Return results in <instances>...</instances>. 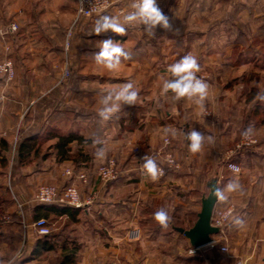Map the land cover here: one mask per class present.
<instances>
[{"label":"crops","instance_id":"crops-1","mask_svg":"<svg viewBox=\"0 0 264 264\" xmlns=\"http://www.w3.org/2000/svg\"><path fill=\"white\" fill-rule=\"evenodd\" d=\"M175 2V14L182 16L180 28L188 31L193 29L187 26L191 23L193 15L201 13L200 4L205 6L207 3L213 8L211 11L222 6L229 8L231 4V0ZM5 3L4 8L10 4ZM242 8L244 3L239 4L236 13L240 14L244 10ZM229 11L226 9L225 13ZM9 21L10 19L0 20V29L10 23ZM18 25L19 32L13 39H7L14 50L12 58L16 67L15 80L9 89H0V92L5 91L6 95L0 102V141L4 140L8 145V150L3 155L12 156L13 152L15 173H19L18 176L12 177L8 188L2 183V178H5L9 168L0 169V264H57L61 255L72 246L76 248L75 264H236L240 258L247 259V264H264V181L240 182L243 186L242 192L227 194L228 200L231 199L236 205L234 216L243 218L246 224L241 229L230 222L223 233L215 237V247L206 245L192 251L188 240L173 230L175 226H170V233L164 231L159 224L152 231L146 229L154 219L150 213L153 205L158 202L160 207L169 206V186L176 191L191 193L207 187L209 181L202 180L199 164L206 154H210V148L205 146L200 153L191 154L183 135L186 129H182L181 133L180 125L171 126L161 121L162 119L158 120L159 122L154 121L158 117L153 114L150 101L144 103L142 108H137V105H125L116 117L107 122L101 121L97 114L99 104L89 101L79 106L69 103L65 114L51 117L46 116V112L44 116L31 115L34 110L48 111V98L44 96L55 93V85H49L50 80L54 81L55 75L45 70L46 65L43 68L44 62L52 61L55 51L48 45L50 24L40 26L37 22L35 25ZM46 29L45 36L42 34L41 38L36 37L34 40L37 34L33 32H45ZM141 34H144L141 27H128L127 35L121 36L108 31L99 35L100 39L96 36L94 40L112 39L121 42L132 56L131 60L124 63L134 68L141 60L140 52H144L145 56L149 52L145 47L148 44L144 40L145 36ZM2 41L0 39V58L4 56ZM44 42L46 44L43 45ZM86 50L95 54L99 49L94 47ZM143 60L146 62V59ZM84 78L90 79L88 75H84ZM95 78L100 79V83H117V78L113 75L106 78L96 75ZM96 90V97H99L101 88ZM81 93L82 91L76 92L75 95L82 99V95L86 93ZM151 93V87L147 90L143 88L142 93L139 91V95L145 100L151 98ZM176 105L181 107L180 102ZM137 110L141 111L143 116L141 113H135ZM165 112L167 116L170 115L168 111ZM60 116L64 117L61 119ZM61 122L63 123L60 124ZM188 124V131L198 129L197 123L192 119ZM165 129H174L177 135H166ZM54 130L59 134L71 130L83 138L82 143L74 141L69 144V159L58 160L56 151L49 148L36 160L32 153L28 162L17 161L15 145L21 139L29 134H38L46 139L49 132ZM164 136L169 137L173 143L181 160V168L152 182L141 175L140 163H135L130 150L132 146L141 144L146 151L155 152L161 148ZM97 138L105 141L106 159H122V168L119 166L121 173L115 180L102 182L97 176V165L102 162V159L95 157L96 146L93 140ZM54 141L55 138H49L48 142L51 143L48 147ZM66 170L72 171L70 177L65 174ZM77 173L84 174L86 180L82 182L76 179ZM232 174L234 173L224 167L219 168L218 186L223 188L228 183L227 176ZM70 183L76 185L85 205L76 211L74 218L55 214L43 217L40 213L42 216L39 218H45L54 227L51 234L55 236L54 249L43 253L47 254L48 261L42 262L40 258L43 254L35 255L39 236L31 226L32 222L38 219L35 214H39L35 209L36 190L43 184L64 186ZM219 203L221 201L217 200L215 206ZM5 216L8 219H4ZM221 246H226L227 251L221 252Z\"/></svg>","mask_w":264,"mask_h":264},{"label":"rangeland","instance_id":"rangeland-1","mask_svg":"<svg viewBox=\"0 0 264 264\" xmlns=\"http://www.w3.org/2000/svg\"><path fill=\"white\" fill-rule=\"evenodd\" d=\"M113 1L116 6H124L125 8H129L131 3V0ZM238 1L231 0L229 8L220 6L221 8L214 9V11H211L213 8L207 3L205 6L200 4L201 13L194 14L191 23L187 25L188 28L193 29H189V31L181 29L179 35L168 33L159 27L156 29L155 38L144 32L141 35L145 36L144 40L148 43L145 46L149 50L148 54L145 56L144 52H140L143 56H140L141 60L137 62L138 64L134 68L130 64L122 62L118 70L111 72L96 65L93 59L94 53L86 50L98 48V41L94 39L97 37L100 39L99 35L90 34L97 18L78 17L74 0H0V20L10 19V23L18 21L19 24L29 25H35L38 22L40 26L50 24L48 45L54 49L55 54L54 58H51L52 61L44 62L43 68L46 65L45 70L55 75L54 81H49V85H55L53 90L55 93L44 96L48 98V111L44 109L34 110L31 111V115L44 116L45 112L47 113L46 116L50 117L56 114H65L67 113V105L71 102L77 106L88 101L98 103L97 88L102 89V86L121 84L131 79L135 81L141 93L143 88L147 90L148 87H151V98L145 100L140 94L136 105L137 108H142L144 103L150 101L153 108L152 112L158 117L154 121L162 119L161 121L167 122L168 125H180V131L183 133L182 129L184 128L186 129L185 132H188V122L192 119L197 123V131L203 132L205 130L203 133L206 137L209 135L214 137V142L208 143L206 141L204 144V148L205 146L210 148V154H206L202 163L199 164L202 180L210 182L216 179L217 181L218 169L221 167L227 169V164L235 163L240 166L239 173L235 174L239 176L240 182H259L264 181V103L254 102V97L260 90L256 85L259 84L264 87V0H241L242 2L239 3ZM5 2L10 3L7 6L8 9L3 7ZM157 3L176 25L181 26L182 16L175 14V0H157ZM240 3H244V8H242L244 10L238 14L236 12ZM226 9L230 10L229 13H225ZM18 23L16 24L18 25ZM19 27L18 25L15 35L19 32ZM46 32L47 29L45 32L41 30L33 32L37 34L34 40L36 37L41 38L42 34L44 35ZM5 44L7 45H2L4 56L0 58V61L11 60L14 77L9 82L0 77V89H9L16 76V67L12 58L14 50L7 40ZM44 44L46 43L44 42ZM7 46L8 49H5ZM189 54L197 58L201 66L198 75L210 85L209 98L206 102L207 114L200 113L191 102L186 100L179 101L181 104L179 107L176 105L179 102L174 103L170 98L160 96V88L163 78L166 77L168 66ZM148 58L151 60L149 61ZM143 59H146V62ZM19 68L21 71L23 70L21 65ZM84 75H88L90 79H85ZM96 75H102L105 78L113 75L117 78V83H100V79L95 78ZM36 79L38 83V78ZM80 91H82L81 94L86 93L82 95V99L79 95H75L76 92L80 93ZM89 94L93 95L89 96ZM4 98H6L5 91H2L0 92V102ZM165 111H168L170 115L167 116ZM135 113L140 114L141 111L137 110ZM141 115L143 116L142 113ZM63 117L60 116L61 119ZM144 117L146 116L144 115ZM249 126L254 129L250 136L254 143L249 146L238 147L243 139L242 132ZM164 138L169 139L166 136ZM169 141L170 144L167 148L175 154L177 161L181 164L173 143L170 139ZM37 143L39 154L34 157V160L49 149L48 145L51 142L45 141L41 137ZM144 150L141 144L131 147L130 151L135 163H140L137 155L139 152L156 153L159 149L155 152ZM206 152L208 153V151ZM11 155L5 157L2 154L0 157V169L7 170L9 168L5 178H2V183H5L6 187L10 181L12 183V177L19 174L15 173L16 165L13 152ZM1 158L3 159L1 160ZM109 159H102L97 168L106 164ZM111 159L116 161L117 170L121 173L122 159H119L120 161L116 158ZM233 177L234 174L228 175L227 180L229 181ZM168 189L171 198L167 208L172 217L171 222L174 225H182L183 229L190 228L200 210L201 198L207 196L209 192L208 187L200 188L199 191L192 193L191 191H176L170 186ZM227 203L234 206V216L236 205L231 199L219 203L215 209ZM159 208L157 202L150 209V213L154 214ZM172 223L170 226H173ZM157 225L158 223L153 219L146 229L152 231ZM170 226L164 231L170 233ZM68 228L71 229V226L68 225ZM53 230L54 227L51 225V233ZM223 231L224 229L222 233ZM168 243L170 248V242ZM40 259L42 262L48 261L47 254H43ZM53 260L54 258H52Z\"/></svg>","mask_w":264,"mask_h":264},{"label":"clouds","instance_id":"clouds-1","mask_svg":"<svg viewBox=\"0 0 264 264\" xmlns=\"http://www.w3.org/2000/svg\"><path fill=\"white\" fill-rule=\"evenodd\" d=\"M129 11L120 15H101L99 16L90 34L101 35L111 31L115 34L124 36L127 35L128 27H141L143 32L148 36L155 38L157 27L164 31L179 35L181 28L176 25L172 18L166 15L159 7L157 0H131ZM85 11L83 7V0H81L80 12ZM15 31V25L12 26ZM97 47L99 49L93 55L96 65L102 66L108 71L118 70L122 62L132 59L130 51L119 41L106 39L98 41ZM201 71V66L197 58L191 54L183 56L175 63L168 66L166 70V77L163 78L160 88V96L170 98L172 102H179L186 100L191 102L197 110L202 114H207L206 102L209 98V83L198 75ZM260 90L254 97V102L259 101L264 103V87L257 84ZM139 99V90L135 81L129 79L128 81L111 85L102 86L98 98L97 114L101 121L107 122L113 117H116L121 112L125 105H136ZM165 134L176 136L174 129H165ZM254 129L249 126L242 132V136L248 138L252 135ZM187 143L188 151L191 154L200 153L203 150L204 144L214 142V137L211 135L205 136L201 131L191 129L183 133ZM93 144L96 146L95 157L97 159H104L107 155L105 141L102 139H94ZM174 161L171 157L168 158V164L172 165ZM234 174H238L240 169L236 165L229 166ZM141 175L152 182L159 180L164 174L163 168L158 161L151 155L146 154L140 163ZM243 186L239 181V176L234 175L233 179L229 180L223 188L214 184L209 187L210 197H215L221 202H226L229 199L227 194L242 192ZM154 220L162 229H167L170 226L171 215L167 207H160L153 214ZM231 223L243 229L245 227V220L239 216H231Z\"/></svg>","mask_w":264,"mask_h":264},{"label":"built area","instance_id":"built-area-1","mask_svg":"<svg viewBox=\"0 0 264 264\" xmlns=\"http://www.w3.org/2000/svg\"><path fill=\"white\" fill-rule=\"evenodd\" d=\"M76 3V14L78 17L93 19L98 18L101 15H120L122 16L124 13L129 11V8H125L124 6H116L113 0H83V7L85 11L83 13L80 12L81 8V0H74ZM15 25V31L12 30V26ZM18 30V25L14 22L9 23L4 28L0 29V37L3 40V45H7L6 40L8 38H14L15 33ZM8 49V46L5 48ZM0 77H3L5 81L9 82L14 77V68L10 59L0 61ZM254 143V140L251 137L245 138L241 140L238 147L249 146ZM170 141L168 138L163 139L162 147L156 153H141L139 152L137 155L139 156L140 163L142 162V158L148 154L151 156H156L155 158L159 163V165L163 168L164 174L169 171H178L181 168V164L177 161L175 154L168 149ZM158 156V157H157ZM171 157L174 163L172 165L168 164V158ZM230 165H235L233 163L227 164V170L231 171ZM237 166V165H236ZM239 168V166H237ZM240 169V168H239ZM140 170V165H139ZM232 172V171H231ZM65 174L70 177L72 175L71 170H66ZM119 172L116 167V161L114 159H109L106 164L99 166L97 168V176L102 182H109L115 180L119 177ZM76 179L84 182L86 180L84 174L77 173L75 175ZM162 177V176H161ZM34 201L37 204H53L57 206H68L73 208H83L85 203L82 201L80 197V193L76 185L70 183L64 186H56L50 184H43L38 186ZM20 207V206H19ZM234 206L231 203L223 204L220 208L214 207L211 224L219 229V234H222V230L231 222L230 214L233 216ZM4 219H8L7 216L3 217ZM34 229L36 235L45 236L51 233V224L45 218H38L34 220L31 224ZM216 235V236H218ZM216 236L213 237L212 242L208 245L210 247H215L217 245ZM221 252H226L227 247L221 246L219 248ZM192 251H195V248H192ZM236 264H247V259H238Z\"/></svg>","mask_w":264,"mask_h":264},{"label":"trees","instance_id":"trees-1","mask_svg":"<svg viewBox=\"0 0 264 264\" xmlns=\"http://www.w3.org/2000/svg\"><path fill=\"white\" fill-rule=\"evenodd\" d=\"M49 138H55L53 144L49 146V148H53L56 151V158L58 160H67L71 157L69 154L70 147L69 144L76 141L78 144L83 142V138L77 135L75 132L69 130L65 134H59V132L51 131L49 132ZM40 136L38 134H29L23 139H21L15 145V153L17 154V161L20 162H28L31 154L33 153L35 156L39 154V145L38 141H40ZM43 141V140H42ZM8 150V145L6 141H0V157L1 155ZM3 158H1L2 160ZM171 171L167 170L166 174H169ZM37 204V203H36ZM36 211H39V214H35L38 218L43 215V217H47L49 214L55 215H68L71 218H74L76 215V211L81 210L82 208H73L68 206H57L53 204H37L35 207ZM42 213V215L40 214ZM176 216V215H175ZM172 223V222H170ZM173 224V223H172ZM175 227H183L182 225H174ZM54 235L51 233L45 236H39V240L37 243V252L35 255H42L44 252H48L54 249ZM76 257V248L70 247L67 252L63 253L60 257V260L57 264H75Z\"/></svg>","mask_w":264,"mask_h":264},{"label":"water","instance_id":"water-1","mask_svg":"<svg viewBox=\"0 0 264 264\" xmlns=\"http://www.w3.org/2000/svg\"><path fill=\"white\" fill-rule=\"evenodd\" d=\"M217 184L216 179L211 180L208 184L209 187ZM217 199L210 197L209 192L207 196L201 198V207L196 214V220L193 225L188 229L181 227H173V230L185 237L192 248L198 249L203 246L209 245L213 237L219 234V229L211 224V217L216 205Z\"/></svg>","mask_w":264,"mask_h":264}]
</instances>
